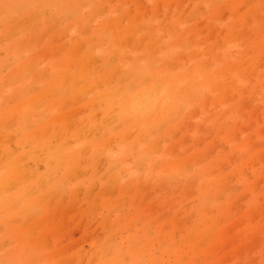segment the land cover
Here are the masks:
<instances>
[{"label": "rangeland", "instance_id": "obj_1", "mask_svg": "<svg viewBox=\"0 0 264 264\" xmlns=\"http://www.w3.org/2000/svg\"><path fill=\"white\" fill-rule=\"evenodd\" d=\"M172 1L0 0V264H50L49 254L57 264H95L91 252L98 245L106 242L125 252L140 248L146 238L151 243L141 254L143 260L157 259L158 264H195L190 254L181 259L174 255L175 251L187 252V242H180L175 248L169 247L170 243L187 236V226L195 220V211L200 208V187L209 186L214 176L228 175L240 162V171L226 181L229 190L207 207L208 210L220 207L233 197L230 216L220 227L225 229L226 238L214 245L215 251L223 253L215 264H264V59L261 58L264 46L258 48L253 44L264 33V0ZM238 16L242 21L235 26ZM133 17L137 27L130 32ZM260 21L262 27L257 29ZM75 41L80 43L79 58L90 51L98 61L84 76L79 74L78 65L60 67ZM114 49L116 64L125 75L142 70L173 87L177 79L185 82L170 103L174 113L162 122L157 147L141 166L127 155L126 141L101 143L113 125L116 131L127 128L128 112L122 113L115 124L105 127L109 122L103 117L104 105L96 110L86 106L109 88H121L116 92V99L127 97L117 77L98 83L100 77L109 74L107 58ZM258 54L260 58L249 73L250 79L246 80L238 67ZM64 77L63 94L73 105H60L56 103L55 92L50 94L57 79L62 81ZM93 83L98 84L81 94V99H75L85 85ZM221 83H228V100L221 96ZM27 104L31 109L24 116L22 111L28 113ZM17 107L18 114L13 112L12 120L7 119V114ZM60 114L72 116L69 130H57L53 135L45 132L27 140L28 133L39 129L48 119H58ZM28 116L29 125L24 127L23 120ZM90 116L92 123H88ZM76 126L77 130L86 132V144L78 137L73 128ZM143 148L141 141L136 151ZM253 148L258 156L245 160ZM58 149L71 157L79 156L84 165L98 160V175L102 178H93V181L88 167L69 175V164H59L51 171L52 158ZM186 156L191 157V166L166 172V162ZM220 159L224 161L209 167ZM110 165L115 166L112 174L108 170ZM120 167L125 171L119 173L116 184L107 183L106 173L113 177ZM8 172L11 177H7ZM129 182L137 191L132 199L130 193L120 195L121 188L125 189ZM247 182L254 185L252 190L245 189ZM107 185L111 193L116 186L120 190L116 188L111 194L104 189ZM22 189L27 190L24 199L18 195ZM186 189L191 190L188 195ZM39 192L50 194L39 198L46 199V204L40 203L44 206L28 210L22 222L21 216L15 214L16 209L29 203ZM76 196L79 197L75 203L72 198ZM93 198L98 207L90 212ZM72 203L74 211H66ZM250 207L248 216L246 211ZM136 213L139 220L128 222ZM46 215L53 216L54 220L44 221ZM150 218L155 224L147 225ZM111 221L116 222L114 229L107 225ZM26 223L30 224L31 241L47 236L44 245L48 246L36 251L32 260L21 246L20 231ZM157 227L163 234L154 238ZM171 227L175 229L169 232ZM60 229L63 233L58 232ZM41 231H53L55 236ZM64 249L69 252L63 255ZM126 259L119 264H129Z\"/></svg>", "mask_w": 264, "mask_h": 264}, {"label": "bare ground", "instance_id": "obj_2", "mask_svg": "<svg viewBox=\"0 0 264 264\" xmlns=\"http://www.w3.org/2000/svg\"><path fill=\"white\" fill-rule=\"evenodd\" d=\"M172 2H174V0ZM169 3H170V1H169ZM82 5L83 4H81L80 6H82ZM223 6H224V4H223ZM104 7H106V6H104ZM143 7H145V6H143ZM158 7H159V4H158ZM242 7L243 6H241V9L239 7V9L241 11L243 9ZM145 8H147V6ZM219 8H220V6H219ZM220 9L223 11L222 5H221ZM222 11H221V13H222ZM245 15L246 14H244V16ZM222 16L223 15H221V17ZM93 17H94V15H93ZM246 17H248V16H246ZM246 20L248 22V19H246ZM241 21H242L241 16H238L237 20L235 21L236 23L234 22L233 25L235 24V26H236L237 23L241 24ZM132 22L133 23H132V25L129 28L130 32H131V30H134L137 27L136 17H133ZM198 22L199 21H197L196 23L199 24ZM200 23H202V22H200ZM261 27H262V22L260 21V24L258 25L257 29H260ZM242 29L244 30V28H242ZM232 31L233 32L235 31V28L233 29V26H232ZM210 32H212V31H210ZM239 32L237 34L238 36L240 34ZM261 32H263V31H261ZM228 34H231V32L229 31ZM234 34H235V32H234ZM261 34L262 35H261L259 41H256V43H253L258 48H260V46H264V33H261ZM209 35H207V37ZM211 36H212V34L209 36V38H211ZM236 38H237V36H236ZM124 42L128 43V42H131V41H124ZM218 42H220V41L217 40L216 43H218ZM216 43H215V45H216ZM219 44L220 43H218V45ZM79 51H80V43L78 41H75V44L73 45V47H71V49L68 51V53L65 55L64 59L60 63V67L61 68H65V67L70 66V65H78V67L80 69L79 74L81 76H84V73H86L87 71H90L91 67L95 68V65L98 64V61L96 60V56H95L96 54L93 53V52H90V51L84 53L82 55V58H79ZM114 51H115V49L112 50L110 54L108 53V58H107V64L106 65H107V68L109 69V74L106 75V76L100 77L98 83H103V82H106L107 79L117 77L119 82H120V85L123 86L124 91L127 92V97L126 98H118V99H116V97H115L116 92L120 91L121 88H117L115 90H112V89L109 88V90L104 91L103 93L97 95L94 99H91L90 101H88L86 103V106L96 110V109H98L100 107V105H104L105 109H104V112H103V115H104L103 117H106V121L109 122L108 124L105 125V127L115 124L116 122H118V118L120 117V115L122 113L126 114L128 112L127 114L130 115V118L128 119L127 128L123 129V130H117L116 131V125H113L114 127L111 128L109 131H106L107 133L103 135L101 143L102 144L105 143V145H109L111 143H122V142L126 141L128 146H129V152H128L127 155L129 157L133 158L135 163L138 166H141L142 163L147 158L151 157L152 153L154 152L153 150L157 147L158 140L160 138L162 122L164 120L168 119L170 117V115H172L174 113V110L172 109L170 103H172L171 101L174 100L175 94L179 90L180 86L185 84V82L182 79H177V84H176L175 87H173L171 84L164 82L161 78L150 76V75H148L147 73H145L142 70L137 71V73L134 72L133 75H131V76L125 75L124 71L122 69H120L118 67V65L116 64L115 54H113ZM256 54H257V52H256ZM178 56H180V54H178ZM259 58H260V55L258 54L257 56H255V58L253 60L245 62V63H243V65H240L238 67L242 71V73L244 75L243 78H245L246 80L250 79L249 73L252 71V67L255 64H257V61H258ZM261 58L264 59V56L261 57ZM157 61L158 60L155 57L154 58V62L156 63ZM2 68H4V67H2ZM24 70L26 71V70H28V68H24ZM198 74H199V72L196 71L195 76H197ZM261 76H263V74ZM259 78H261V77H259ZM58 79L56 81L57 84L54 83L55 84L54 88H52L53 90L50 92V94L55 92L56 103H58L60 105H73V104H70V102L66 99L65 95L63 94L64 91L62 89L63 88L62 84L64 83L65 77L63 78V80L61 79L62 81H58ZM98 83H93L91 85H85L79 91L80 93L78 94V96L75 99H78V100L81 99V94L87 93L88 91H90L92 89V87H95V85H97ZM219 89H220L222 98L228 100V98L230 97L229 90H228V83H221L220 86H219ZM45 94H48V93H45ZM242 100L244 101V99H242ZM9 102H10V100H9ZM28 104H30V103H28ZM21 105H23V104H21ZM27 105H25V106H27ZM25 106H23L24 109H25ZM19 107H21L20 104H19ZM126 107H127L128 111H126ZM30 109H31V107H29V105H28V113H24L22 111V114L24 116L29 115ZM73 110H71L72 113H73ZM13 112H16L18 114V112H19L18 107L14 111H11L10 113L7 114L8 115L7 119H11V115H12ZM78 112H79V110H78ZM92 119H93V117L90 116L89 120H88V123H92ZM29 122H30V119H29V116H28L26 119L23 120L24 127H28ZM72 123H73L72 116H67V115L66 116H62L60 114L58 119H54V118L53 119H48L44 124H42L39 127V129H37L36 131L28 133L26 135V137L28 138L27 140H31L33 137H36V136H42L45 132H50L53 135L55 132L57 133V130H59V131L61 129L62 130H69L71 128ZM141 125L142 126L144 125V128H141L140 127ZM73 128H76L75 130L79 134L78 137H80L84 141V143L86 144L87 143L86 142V140H87L86 132L84 130H81V131L77 130V126L73 127ZM262 129H263V127H262ZM256 133H258V132H256ZM259 134H261V133H259ZM141 141L144 142V148L141 149V151H138V150L136 151V149L138 148V146H139ZM172 150H174V149H172ZM250 153L251 154H250L249 157L245 156V158H244L245 160L246 159H250V158H252V159L256 158V156H258V154H259L258 151L255 150V148H253L250 151ZM191 161H192V159H191L190 156L179 157V159H176L174 161L170 160V161L165 163V166H166L165 170L167 172V171L171 170V168H172V171H175V170H177L179 168H183V167H186V166H191ZM221 161H224V159L223 160L220 159V160H218V162L215 161V162L210 163L209 167L210 166H212V167L213 166H217V165L220 164ZM84 163L85 162L83 161V159H81L79 156L71 157V156H69V154L65 153L63 150L58 149V150H56V152L54 153V156L52 158V166L53 167H52L51 171H54L58 167L59 164H69L70 165V167H69L70 170L68 171L69 175H72L75 170H77V172L80 173L85 168L88 167L90 169V171L92 172V180H93V178L94 179L102 178L100 175H98V173H99V165H100V162L98 160H91V161H89L87 163V165H84ZM240 163H239L238 166L234 167L229 172L228 175L221 176V174H219L217 176H214V178H212V181L209 184V186H205L204 185V186L200 187V190H199V193H198V196H200L199 197L200 198L199 203H201L199 205L200 208L195 211V213H196L195 220L189 226H187V232H188L187 236L184 239H182V237H181V239L177 243L176 242H171L170 243L169 247H174L175 248L178 243L187 242V246H186L187 252L175 251L174 255H175L176 258L181 259L186 254H190V260L193 263H195V264H197V263L198 264H215V261L219 258V256H222V254H223L222 251H215L214 245L216 246L217 244H221L224 241V239L226 238L225 237V233H226L225 229H221L220 227H221L222 223L224 221H226L229 218V216H230V211L232 209V205L234 204V202L232 200L233 197H230L226 201V203L222 204L220 207H214L211 210H208L207 207H208L210 202H215L217 199H219L220 195L226 193L229 190V187L226 186V184H227L226 181H227V179H229L228 177H230L231 175H236L240 171ZM116 164H118V163H116ZM116 166H118V165H116ZM113 169H115L114 165H112L111 168H108L109 171L111 170V174L113 172ZM121 171H125V169L122 168V167L117 168L115 173H114V175H113V177H111L112 176L111 174L106 173V176H107L106 177V181H107V183L112 182L113 185L116 184V180H117L116 178L121 176L119 173H123ZM203 172H205V171H203ZM11 176H12V174H9V172H8L7 177H11ZM62 179L63 178H61L58 181V183H57L58 186H60V184L62 182ZM191 184H192V182H191ZM253 186L254 185L252 184V182H247L245 189L248 190V191L252 190ZM108 187H110V186L107 185L106 186L107 189L104 188L105 191L106 190L110 191V189H108ZM140 187L141 186H139L138 188H140ZM113 188L114 187H112V189ZM116 188L118 190H120L119 186H116L115 189ZM142 188H144V186H142ZM145 188H146V186H145ZM81 189L79 188V191H81ZM91 189H93V187ZM91 189H90V191H91ZM115 189H114L113 193H111L109 191L108 192L111 193V194H114L115 193ZM103 190H102V192H105ZM186 190H188V189H186ZM186 190H185V193H187V195H188L189 192H191V190H188V192ZM93 191H94V189H93ZM89 192H88V194H89ZM135 192H137V191L134 188V184L132 182H129L127 184V186H125V189L121 188L120 195L130 193V196H131L130 198L132 199L134 197V195H135ZM140 192L141 191H138L139 194H140ZM192 193H193V191H192ZM77 194H80V192H78ZM111 194H109V195H111ZM18 195L21 198L24 199L26 197V195H27V190L26 189H22ZM49 195L50 194H45L43 192H39L37 194V197H34L29 203L23 204L21 207L16 209V211H15L16 216L17 215L21 216L22 222H25L24 218L26 216H28V210H31L34 207H39L40 208V207L44 206V205L41 206V204L42 203L46 204V202L44 201L46 199H44V200L41 199L42 201H40L39 198L48 197ZM87 195H86V197H87ZM77 197H79V196H76V198H72V199L76 200V201L74 200L75 203L78 201ZM88 197H90V195H88ZM95 198H97V197H95ZM95 198H93L91 200L92 201L91 205H93V206H91V205L89 206V207H91V209L88 208V209H90V212H92L93 207L94 208L98 207L97 202H95V201L93 202V200ZM123 200H124V198H123ZM100 201H102V200H100ZM104 202H105V200H104ZM141 203L143 204V202H141ZM72 205H73V203L71 205L69 204V207H68L69 210L66 209V211H68V212L74 211L73 209H75V208L72 207ZM143 205H145V204H143ZM61 206L62 205H60L58 207V209H57L58 211L61 209L60 208ZM73 206H75V205H73ZM157 207H158V205H157ZM81 208H80V210H81ZM148 209H149V207H148ZM66 211H65V213H66ZM153 212H154V210H153ZM250 213H251V207L247 209L246 215L249 216ZM47 216H50V215H46L44 217L45 219H43L44 221H46V220L49 221L51 219L54 220L53 216L52 217L50 216L49 219H46ZM65 216H66V214H65ZM256 216H257V214L255 215V217ZM139 217L140 216L138 215V213H136L134 216H131L127 220H128V222H133V221L139 220ZM63 218H62V220H63ZM77 218H75V219H77ZM106 219H107V217L103 221H105ZM11 220H13L12 222H14L15 219H11ZM184 220H186V219L184 218L183 221ZM144 221H146V219H144ZM176 221H178V219H176ZM190 221H192V220H190ZM37 223H38V221L36 222V225H37ZM107 223H108L107 225H109V227L111 229H114L113 226H114V224L116 222L112 223V221H111L110 223L109 222H107ZM152 223L155 224V221H153L150 218L147 221V225H151ZM28 224L29 223H26V225L24 227H22V229L20 231V235H21V237H23V242H22L21 246H22V249L29 255V258H31V260H32L33 259V255H34V253H36V251H42V250L45 249V246L47 244L44 245V241L46 242L45 239L47 238V236L45 237V239L42 238V236H40L42 239H38L37 241H33V240L31 241L30 237L28 238V233H29V231L31 229L30 226H28ZM68 224H69V222H68ZM68 224H66V225H68ZM92 224H94V223H92ZM236 224L238 225V222ZM107 225H106V227H108ZM232 225L234 226V224H232ZM232 225H231V227H232ZM234 227H236V225ZM60 228H63V226L60 227ZM174 229L175 228L171 227V229H168V230H169V232H172V231H174ZM56 230H58V229H56ZM62 230L60 229V231H58V232H61ZM109 232H110V235H111L112 234L111 231H109ZM41 233L44 234V235L51 236V237L55 236L53 231H43V232L41 231ZM61 233H63V232H61ZM157 234H163V231L161 229H159L158 227L156 228V232L155 231L153 232L154 238H155V236ZM244 237L245 236L242 235V239H244ZM231 239H233V238H231ZM61 241L64 242V240H61ZM238 241H240V239H238ZM150 243H151V239H147L146 238L144 244L140 248L137 249V248L133 247L130 250H127L125 252H121L120 251V249H121L120 247H116L113 244H108V243L104 242L103 244L98 245L95 248V250L91 252V256H93V258L95 259V264H119V263H122V262L125 261L126 254H127V257H128V259H126V260H128L127 262L129 264H158L159 262H157V259H149L148 261H145V260H143L141 258V254H143L144 252H146L150 248ZM238 246H240V245H238ZM84 248H86V247H84ZM70 249H72V248H70ZM238 249H240V248H238ZM64 250H66V249H64ZM80 251H81V249H80ZM54 252H56V251H54ZM67 252H69V251L66 250V252H63V255L65 253L67 254ZM48 258H49L50 264H57V262L53 259V257L50 254H49ZM35 259L36 258H34V260ZM65 259H67V257ZM62 260H61V262H62ZM70 260L71 259H68V261H70ZM68 261H64V263L68 262ZM80 263L82 264V262H80Z\"/></svg>", "mask_w": 264, "mask_h": 264}]
</instances>
